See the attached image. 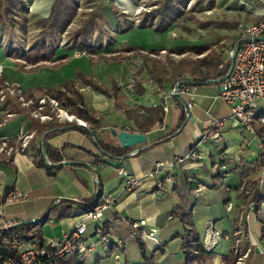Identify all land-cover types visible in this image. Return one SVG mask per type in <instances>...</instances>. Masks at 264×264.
<instances>
[{
    "label": "crops",
    "instance_id": "crops-1",
    "mask_svg": "<svg viewBox=\"0 0 264 264\" xmlns=\"http://www.w3.org/2000/svg\"><path fill=\"white\" fill-rule=\"evenodd\" d=\"M24 1L29 16L37 20L50 16L56 0ZM138 1L141 0H112V2L111 0H92L91 2H94L100 11L113 7V10L116 9L121 13H133L137 9ZM238 2L246 12L250 13L247 23H256L260 20L255 13L259 7L252 10L243 6L242 0ZM1 5H4L3 0H0ZM127 24L129 36L127 39H122L117 35L114 38L115 45L111 53L74 58L73 53L69 52L68 59L61 64H56L58 66L54 62H46L34 72H29L32 66L26 62H23L24 66H22L17 60V62L12 61L7 55L5 59L16 68L10 69L0 64V86L3 81H18L22 84L24 91L37 100L44 95L53 97L50 92L54 85L59 86L60 91L70 95L71 91L59 84H64L70 79L76 81L74 84L76 91L84 97L87 108L95 112L97 120L102 125V128L98 129L99 133H103L101 139L114 146L120 145V142L112 131L137 133L133 132L134 121L128 120L125 111L118 108L113 95L96 91L92 83H97L110 93H112V87L116 85L119 89L118 96H125V102L131 107H153L163 102L162 96L167 97L168 105V112H163V123L157 124L153 130L145 134L147 144L133 148V155L113 159L100 153L95 138L80 132L79 128H71L78 120H81L76 115L69 113L75 117L74 121L69 123L59 120L41 123L30 119L27 112L19 105L12 104V111L15 106L18 107L17 111H14L18 117L11 125L0 131V136L14 139L21 129H26L34 131L36 138L26 153L13 157L10 162H0V193L10 188H18L28 196L21 203L5 208V217L17 223L40 219L47 216L53 206L58 205V200L71 201L74 212L75 201L86 205L94 204L97 189L100 188L117 198V207L115 211L105 212L101 221L89 222L87 237L94 234V229L99 223H104L106 231L112 237V242L106 248L105 258L94 260L93 256H90L85 264L90 258L94 260V264H123L121 262L123 258H125V264H145L144 251L140 246L139 250H134L133 247V241L138 242L139 237L145 244L146 252L154 256V264H185L183 238L187 224L192 226L195 233L204 236L212 227L215 231L225 233L227 236L232 235L238 225V218L234 211L227 212L226 204L231 201L235 211H243L249 215L245 227L247 244L252 247L248 264H264V186L261 188L259 186L260 197L263 200L260 209L256 211L255 205L253 213L249 211L246 196L242 191L247 178L253 180L251 184L253 187L259 184L257 180L261 173L260 161L264 162V123H256V133L249 134L243 131L235 121L228 120L223 142L218 145L210 139L203 147L206 155L203 163L196 165L176 163V158L185 157L200 137L208 133L214 120L231 117L230 107L218 100L222 84H203L206 81L200 80L202 75L198 72L195 77H191L197 82L198 87L195 105L191 109L190 121L184 123L182 131L177 133L181 128L179 126L183 109L174 97L170 98L174 85L169 83L160 87L155 82L152 84L150 80L153 79L143 68L142 60L126 51L130 47H139L143 52L153 49L165 50L168 41L159 37L157 35L159 33L150 31L149 27L134 28L130 23ZM4 29L5 27L0 25V36ZM238 38L237 35L234 43L238 42ZM120 53L122 55L120 61L101 58ZM229 54L230 52L223 58L219 55L218 60L223 63H218L213 71L216 79H220V76L226 73V62L230 61ZM57 55L60 57L65 54L57 52ZM90 57H94L95 61L91 62ZM2 59L0 58V63ZM113 64L118 67L114 71L111 70ZM105 66L107 67L106 75H104ZM79 71L86 80H90V84H85L84 79L77 76ZM47 72H50L49 75ZM50 75L53 80L49 81ZM131 83L134 87L129 89ZM260 106V114L264 118V102ZM2 110L3 108H0V122L3 119ZM34 124L54 127L58 132L46 141L47 144L52 148L63 150L64 161H74L82 165L64 167L57 176H49L46 169L37 164L42 158L47 165L43 155L44 136L38 135L37 129H33ZM180 136H183L181 140L185 143L181 151L178 150L177 143ZM168 137L169 139L166 140ZM89 152L95 155L101 154L100 160L97 161ZM235 157H239L240 161L236 162ZM160 162L165 164L160 177L163 179L169 177L170 181H165V186L157 189L156 181L148 175L155 169L156 163ZM49 163L52 166L55 165L50 161ZM184 165L188 167L187 170ZM110 169L115 171L111 177H107L105 173ZM120 169L127 171L132 177L142 178L143 185L132 190L126 189L124 178L119 175ZM224 171L229 174L227 178H222L221 174ZM114 176L118 179L110 180ZM185 177L189 178L193 191L188 188ZM179 207L183 208L179 209ZM180 214L187 215L185 222H181ZM76 221L74 216L65 219L54 216L39 228L45 241L58 240L70 233ZM141 221H146V227L134 229L132 225ZM1 224L0 221V226ZM151 228L157 229L156 237L160 246L147 237ZM118 240H124V245L119 244ZM32 241L38 243L36 238ZM173 245L176 246L177 255L181 254H179L180 260L174 259L167 253L168 248ZM231 247V240L225 238L213 256L197 264H226L224 257L230 256ZM76 262L78 261L74 260L72 263Z\"/></svg>",
    "mask_w": 264,
    "mask_h": 264
},
{
    "label": "built area",
    "instance_id": "built-area-1",
    "mask_svg": "<svg viewBox=\"0 0 264 264\" xmlns=\"http://www.w3.org/2000/svg\"><path fill=\"white\" fill-rule=\"evenodd\" d=\"M241 4L252 10L259 7L255 13L260 17V20L256 23L243 24L238 29L239 38L237 43L239 45L236 43L237 46H234L236 50L235 67L231 76L222 84L221 95L218 98V100L230 107L231 117L229 119L214 120L208 133L200 137L188 154L183 158H176L175 162L178 164L190 163L195 165V163H202L206 159L203 147L210 139L218 145L223 142L228 120L235 121L243 131L249 134H255L256 123H264V118L259 116L261 113L260 105L264 102V41L256 40L264 37V0H242ZM125 15L129 16L126 12H118L116 14L118 34L126 33L129 30L128 24V26L124 27ZM144 24L154 31L158 26L157 20L150 21L148 19V21L139 22L132 27L141 28ZM114 43L115 41L111 40L110 43L104 44L103 41L100 42L98 40V43L94 44L98 50H106L113 46ZM61 44V48L66 49L67 45L63 42ZM69 48H72V46H69ZM233 50L229 54V59ZM89 55L91 54L88 51L82 49H74L73 52L74 58ZM133 87L134 84L131 83L129 89ZM197 89V82L193 78L183 79L173 87L170 98H173V94L178 92L191 110L195 105ZM161 98L163 102L155 104L153 107L159 105L162 107L163 112L167 113V97L162 96ZM12 104L19 105L27 112L30 119L41 123L54 122L55 120L69 123L75 119L73 115H70L61 107L55 98L44 95L37 100L24 91L20 82L4 81L0 86V108H3L0 131L11 125L18 117V114L11 109ZM69 116L72 118L70 119ZM86 124L90 127L88 123ZM35 138L36 133L26 129H21L14 139L0 136V162H10L13 157L26 153ZM235 161L239 162L240 158L235 157ZM184 167L186 166L184 165ZM164 168V163H156L155 169L148 175L149 178H153L156 181L155 187L157 189H162L165 186V181H170L169 177L165 179L160 177V173ZM260 169L261 173L259 180H257L259 182L258 186L253 187L251 185L253 180L249 178L246 179L245 184L242 186V191L246 196V204H248L249 211L252 213L256 205L253 196L257 194L260 197V188L264 186L263 161H260ZM119 175L124 178L126 189L132 190L143 185L142 178L132 177L123 169L119 170ZM221 175L222 178L229 176L225 171ZM27 197L26 193L18 188H10L6 192L0 193V221L2 223L0 226V264H61L73 256L85 264L90 256H94L96 259L100 258L107 246L112 242V237L106 231L104 223H99L94 229V234L87 237L89 222H99L103 219L105 212L115 211L117 198L112 194L101 190L99 202L88 210L81 206L83 203L75 201L74 218L77 221L70 233L62 239L46 240L41 247H39L38 243L27 240L23 232L13 229L12 227L18 223L5 217V208L19 204ZM59 203L60 200L57 201V204ZM234 208L235 206L231 201L226 204L227 212L234 211L235 216L238 218L235 232L227 236L225 233L215 231L212 227L206 232L203 243L208 251H213L219 247L223 239L228 238L232 242L230 252L232 263L248 264L252 247L247 244L245 227L249 215L243 211L237 212ZM36 221H38L37 224L42 223L43 219ZM132 226L134 229L144 228L146 227V221L134 223ZM186 228L189 231L193 230L188 225ZM157 233V229L151 228L147 237L158 243L157 246H160L161 244L156 237ZM117 242L124 245V240H118Z\"/></svg>",
    "mask_w": 264,
    "mask_h": 264
},
{
    "label": "trees",
    "instance_id": "trees-1",
    "mask_svg": "<svg viewBox=\"0 0 264 264\" xmlns=\"http://www.w3.org/2000/svg\"><path fill=\"white\" fill-rule=\"evenodd\" d=\"M174 1L180 2L181 4H184V5L187 3L186 2L187 0L167 1L168 2L167 7L161 12V20L155 32L164 33L171 29L172 23L175 20ZM3 4L5 5V8H6V15H7L8 21L11 20L13 22H16L17 17H20V16H24L25 19L28 18L27 17L28 8L24 0H3ZM115 12L118 13L119 11H115ZM75 15H76V6L74 5L72 0H56L52 6L50 16L48 18L38 19L35 21L36 26L42 29L41 35L39 36L36 44H34L35 46L28 53L20 48L13 49V51L10 52L11 57L15 58L18 61V63L22 66H24L23 62H26L27 64L32 66L29 69V72L37 71L39 69V66L46 62H54L55 65L61 64L63 61L68 59L69 55L65 54L59 57L56 52L57 48L55 46V43L57 39L59 38V36L66 31V29L70 25ZM94 23H96L95 19H93V21L91 22V25L83 28L82 35H81L82 39L80 41L76 40L77 42L72 48L86 50L91 55H95V53H101V52H104V53L113 52L112 49L115 44L106 50H98V48L90 45L89 38L91 37ZM13 25H15V23H13ZM143 27L146 28V25H143ZM23 30L26 31L25 28ZM0 48H1V45H0ZM184 49L187 51H195L198 53V55L209 52V54L206 57L199 59L196 62H193L190 65V68H191V71L196 70V69L198 70V73L202 75V77L200 78L201 81L216 79V77L213 76V71H215V69L217 68V64L219 63L218 61L219 55H217L215 51H211L210 46L193 45L187 48L185 47ZM126 51L131 54L132 53L136 54L137 56L143 58L144 62H146L145 60H147L148 58L145 56L146 54L142 52L139 47H130L126 49ZM160 51L161 49L150 50L151 53H159ZM101 58H105L106 60L120 61L122 59V55L120 53L115 56L101 57ZM90 61L94 62L95 58L90 57ZM153 62H156V61L154 60ZM227 72L228 70L226 71V73ZM226 73L223 76H225ZM148 74L151 76V78H153L154 82L158 84V86L160 87H163L165 84H169V83L173 85V82L168 81V79H164L156 71L152 72L150 68L148 70ZM77 76L79 78L80 77L83 78L85 84L91 83L90 80L85 79V76L82 75L80 71L78 72ZM223 76H220V78H222ZM173 78L174 77H172V79ZM75 83L76 81L71 80L67 82L65 85L66 88L71 91L70 95L60 91L59 87L51 89L50 93L53 96V98H55L60 103V105L65 108L66 111H68L70 114L76 115L79 119L85 121L91 126L90 129L93 131L96 144L102 155L107 156L109 158L118 159V158L127 157L130 154H132L134 152L133 149H123L120 145H116V146L110 145L101 139V137L103 136V133H99L98 129H101L102 125L96 119L97 116L95 112L87 108L84 97L81 94H79L78 91H76L75 85H74ZM92 86L98 92H101L107 95H113L115 97L118 108L125 111L128 120L134 121L135 127L133 129V132L146 134L150 132L151 130H153L157 126V124L163 123L164 121L163 109L159 105L156 107H137V106L131 107L129 104L125 102L126 100L125 96H118L119 89L116 87V85L112 87L111 89L112 93H110L108 90H106L104 87H101L97 83H92ZM17 109H18L17 106L13 108L14 111H17ZM259 116H261V114H259ZM185 122H186V112L183 110L181 119H180L179 128L182 127ZM33 129H37L38 135L40 137H43L49 130L54 129V127L50 125L40 126L39 124H34ZM79 131L87 135H90L89 132L84 128H79ZM55 133L57 132L49 134L46 137V141ZM260 134L262 135V130H260ZM167 139H169V137L166 138V140ZM46 141H45V150L47 153L48 160L55 164H59L63 162L65 159V155L63 154L64 151L60 149L52 148L51 146L47 144ZM100 155H95L91 153V156L95 158L97 161L100 160L101 158ZM37 164L41 167H44L47 173L49 174V176H52V177L57 176V174L64 169V167L51 168L44 163L42 158ZM196 164L197 163H195V165ZM184 168L185 170L188 169V167L187 168L184 167ZM185 180L188 185V188L191 191H193L194 188L192 187V184L189 178L185 177ZM81 182H83V180H81ZM253 197L256 203V211H258L260 209V205L263 200L261 197H258L257 194H255ZM81 206L84 207L85 210H88L92 208L94 205L93 204H90V205L82 204ZM181 208L183 207H179V209ZM74 215L75 214L73 212V206H72L71 201L69 200L61 201L57 206L53 208L50 214L44 217V220L42 223L32 224V225L24 226L21 228H15V230H19L23 232L26 235V239L29 241H32L35 238L38 239V245L39 247H41L45 244L46 241L42 233L40 232L39 226H41L43 223H47L51 219V217H54V216L57 217L58 219H65V218H72ZM179 217H180L181 222H185L187 219V215H184V214L183 215L180 214ZM138 242H139V246L141 250L144 251L143 258L145 259V264H154L153 263L154 256L146 252L145 244L140 237L138 238ZM183 249H184V254H185V264H197L203 261L205 258L213 256L216 250L215 249L213 251H208L205 248L203 240H201L199 234L195 233L194 230L189 231L187 228L185 229V235L183 238ZM74 260L78 261V258L73 256L69 258L68 261L66 260L65 262L61 264H73L72 262H74ZM224 261L226 264H233L231 254L229 257H224ZM74 264H84V263H81L80 261H78Z\"/></svg>",
    "mask_w": 264,
    "mask_h": 264
},
{
    "label": "rangeland",
    "instance_id": "rangeland-1",
    "mask_svg": "<svg viewBox=\"0 0 264 264\" xmlns=\"http://www.w3.org/2000/svg\"><path fill=\"white\" fill-rule=\"evenodd\" d=\"M72 1L76 6V15L72 19L66 31L59 36L55 43L57 48L56 52L59 54L63 55L69 52H74V48L68 49L69 46L74 47L76 42L82 39L81 35L83 28L91 25L93 19L96 20V23H94L89 43L94 47L95 44L98 43V40L100 42L103 41L104 44H108L111 40L115 41L114 38L117 35H119L122 39H127V36H129L128 32L118 34V24L116 21L117 13L115 12L116 9L113 10V7L100 11L95 3L91 2L92 0ZM167 1L169 0L138 1L135 12H126L129 16L125 15L126 19L124 18V20L126 21L124 27L128 26L127 23H130L131 26H135L139 22L148 21V19H150V21L157 20L159 24L161 20V12L166 9L168 4ZM186 2L187 3L184 5L180 2L174 1L175 20L172 23L171 29L164 33L157 34L159 37L164 38V40L167 39L168 45L164 48L165 50H161L159 53L145 51V56L148 57L147 60H149H145L146 62L143 61V58L138 56L143 62V68L147 71L149 68L152 72L156 71L164 79H168V81L173 82L174 86L183 79H188L193 76L195 77L198 71L197 69L191 71L190 65L209 54V52H206L198 55L195 51L185 50V47L187 48L193 45L210 46L211 51H215L217 55H220V58H223L224 55L232 51L233 45L235 46L234 42L236 41V37L238 35V29L241 25L248 22L250 15V13L246 12L245 9L242 8L238 0H187ZM178 6L180 7L178 8ZM27 17L28 18L25 19L24 16H20L17 17L16 22L11 20L10 22L7 19L5 5L0 6V25L5 27L3 34L0 36V45L4 50L3 51L0 48V58H3L0 64L3 67H10V69L16 68L5 59L6 55L9 56L12 61L17 62L15 58L11 57L10 52H12L13 49L19 48L23 49L27 53L30 52L42 33V29L38 28L35 24L36 19L34 20L31 16H29V13ZM13 23H15V25H13ZM24 28L26 31L23 30ZM149 30L155 32L151 28H149ZM62 42L67 45L66 49L61 48ZM95 54L100 55L103 53ZM225 59L227 61V58L224 57V60ZM154 60L156 62H153ZM220 62L223 63L222 61H219V63ZM226 63L227 71L230 66V61ZM25 65L28 66L27 64ZM116 68H118L117 65H111L112 71L116 70ZM105 70L104 75L107 74L106 66ZM68 72L69 70L67 68V73ZM47 73L49 75L50 72ZM172 77L174 78L172 79ZM48 80H53L51 75ZM71 80L72 79L67 82ZM150 82L154 83V80H150ZM66 83L58 84L60 86H65ZM55 86L59 87L54 85L51 89L56 88ZM182 137L183 136H180L177 140L178 150L180 151L185 146V143L181 140ZM114 171L115 170L110 169L107 173H105V175H107V177H111ZM113 179L116 180L118 177L114 176L110 180ZM169 201H172V199H169ZM188 227H191V225L188 224ZM200 238L203 240L204 235H200ZM133 245L134 250L139 248V243L136 240L133 241ZM231 249L232 247L229 252H231ZM167 253L171 254L174 259L180 260L179 256L181 254L178 253L177 255L176 246L173 245L168 248ZM106 254L107 251L105 250L104 254L100 256V259L105 258ZM93 259L96 260L94 256ZM93 259L90 258L87 264H94ZM121 262L125 264V258H123Z\"/></svg>",
    "mask_w": 264,
    "mask_h": 264
},
{
    "label": "water",
    "instance_id": "water-1",
    "mask_svg": "<svg viewBox=\"0 0 264 264\" xmlns=\"http://www.w3.org/2000/svg\"><path fill=\"white\" fill-rule=\"evenodd\" d=\"M256 40H259V41L263 40L264 41V37L257 38ZM237 45H239V43H237ZM235 61H236V50L234 49L232 54H231V56H230V66H229V69H228V72L226 73V75L224 77L220 78V79L208 80V81L204 82L203 84H213V83L223 84L231 76V74L233 73V70H234V67H235ZM173 97L179 103L181 108L186 112V122L185 123H188L190 121V119H191V110L188 108L187 103L185 102L184 98L178 92H175L173 94ZM71 128H84V129H86L89 132L90 136L93 139L95 138V136L93 134V131L90 129V127H88L86 122H84L82 120H78L76 125L71 127ZM182 129H183V127H181L177 133L181 132ZM54 132H58V131H56L55 129L49 130L44 135V138H43V149H44L43 150V155H44V159H45L47 165L50 166V167H70V166H80V165H82L81 163H77V162H74V161H64V162H61L59 164H55V165L52 166L47 161L48 158H47V153H46V150H45V141H46V137L49 134H52ZM112 134L119 139L120 146L123 149H133V148L138 147L140 145L147 144V136L145 134H142V133H131V132H127V131L117 132L116 130H113ZM100 198H101V189L98 188L97 189L96 201L93 204L94 206L97 205V203L99 202ZM54 207L55 206H53L49 210L47 215L50 214V212L53 210ZM40 219L44 220V217H42ZM40 219H36V220H40ZM36 220L22 221V222L16 224L12 228L15 229V228H21V227H24V226H29V225H32V224H37L38 221H36Z\"/></svg>",
    "mask_w": 264,
    "mask_h": 264
},
{
    "label": "bare ground",
    "instance_id": "bare-ground-1",
    "mask_svg": "<svg viewBox=\"0 0 264 264\" xmlns=\"http://www.w3.org/2000/svg\"><path fill=\"white\" fill-rule=\"evenodd\" d=\"M69 118L71 119L72 117L69 116Z\"/></svg>",
    "mask_w": 264,
    "mask_h": 264
}]
</instances>
